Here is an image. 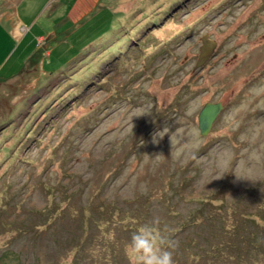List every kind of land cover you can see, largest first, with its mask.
I'll list each match as a JSON object with an SVG mask.
<instances>
[{
  "label": "rangeland",
  "instance_id": "obj_1",
  "mask_svg": "<svg viewBox=\"0 0 264 264\" xmlns=\"http://www.w3.org/2000/svg\"><path fill=\"white\" fill-rule=\"evenodd\" d=\"M145 222L264 264V0H0V264H132Z\"/></svg>",
  "mask_w": 264,
  "mask_h": 264
},
{
  "label": "clouds",
  "instance_id": "obj_2",
  "mask_svg": "<svg viewBox=\"0 0 264 264\" xmlns=\"http://www.w3.org/2000/svg\"><path fill=\"white\" fill-rule=\"evenodd\" d=\"M176 241L157 223L145 222L131 233L127 252L132 264H174Z\"/></svg>",
  "mask_w": 264,
  "mask_h": 264
},
{
  "label": "water",
  "instance_id": "obj_3",
  "mask_svg": "<svg viewBox=\"0 0 264 264\" xmlns=\"http://www.w3.org/2000/svg\"><path fill=\"white\" fill-rule=\"evenodd\" d=\"M202 46L200 48L197 67H203L208 60L212 58L217 43L207 36L202 37ZM223 110L221 103H206L198 116L199 129L202 135H207L212 128L213 123Z\"/></svg>",
  "mask_w": 264,
  "mask_h": 264
},
{
  "label": "trees",
  "instance_id": "obj_4",
  "mask_svg": "<svg viewBox=\"0 0 264 264\" xmlns=\"http://www.w3.org/2000/svg\"><path fill=\"white\" fill-rule=\"evenodd\" d=\"M226 242H223V243H221V244H225ZM227 244H229V241L227 242Z\"/></svg>",
  "mask_w": 264,
  "mask_h": 264
}]
</instances>
